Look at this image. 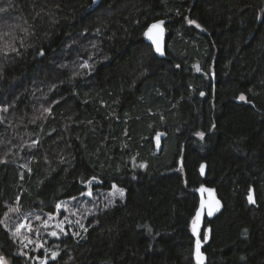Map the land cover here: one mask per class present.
Masks as SVG:
<instances>
[{
	"label": "trees",
	"instance_id": "1",
	"mask_svg": "<svg viewBox=\"0 0 264 264\" xmlns=\"http://www.w3.org/2000/svg\"><path fill=\"white\" fill-rule=\"evenodd\" d=\"M91 4L0 0V221L6 199L54 214L98 181L124 199L59 238L47 264H195L207 184L224 203L206 221L207 264H264V0ZM159 19L163 57L144 37ZM14 239L0 223V254L32 264Z\"/></svg>",
	"mask_w": 264,
	"mask_h": 264
},
{
	"label": "rangeland",
	"instance_id": "2",
	"mask_svg": "<svg viewBox=\"0 0 264 264\" xmlns=\"http://www.w3.org/2000/svg\"><path fill=\"white\" fill-rule=\"evenodd\" d=\"M92 184H98V181H92L88 190L79 197L61 201L58 205L66 204L67 207L57 208L54 214L26 210L15 204V201L8 199L4 201L5 210L2 212V221L5 220V214H8L6 223L11 235L20 224L33 226V232H29L25 228L21 230L18 236L12 235L21 248L20 252L22 254L27 253L26 256L31 257L32 264H41L45 258H47L48 263L52 253L58 252L59 238L68 234L78 235L82 233L86 229V220L89 216L100 209L115 204L118 200L124 199L125 190L116 185H113L110 190L97 189L95 191ZM121 191H123V196L120 195ZM89 192L92 194L88 195ZM10 207H19L20 211L17 213L9 212ZM36 217H40V219L37 220ZM45 221H47L46 227ZM61 224L63 227H58ZM53 231L58 234L56 236L51 235ZM40 252L43 256H39ZM7 260L11 264L8 258Z\"/></svg>",
	"mask_w": 264,
	"mask_h": 264
},
{
	"label": "water",
	"instance_id": "3",
	"mask_svg": "<svg viewBox=\"0 0 264 264\" xmlns=\"http://www.w3.org/2000/svg\"><path fill=\"white\" fill-rule=\"evenodd\" d=\"M102 0H98L97 3H93L92 0V4L89 6L88 11L96 8ZM159 21H163V34L161 37V47L163 49V54H161L160 52L156 51V44L153 42L152 39H150L147 35H145V33L147 32L148 28L153 24V23H157ZM167 21L165 19H159L156 21L151 22L148 27L146 28L145 32H144V37H145V41L150 44L154 50V52L156 53L157 56L159 57H163L165 55V50H166V44H167V36H168V31H167V26H166ZM167 138V133L165 131H158L155 136L153 137V143H154V153L155 155H159L162 150H163V141ZM203 166V172H201V167ZM207 170H208V165L206 162H202L200 167H199V173L201 175V177L203 179L206 178L207 176ZM205 189V191H201V189ZM196 194L199 197V204L198 207L195 211L194 217L191 220V228L193 226V220L196 218L197 212H200V220L198 222V232H199V239L201 241V253L204 256V261L203 264H207V256L203 251V246L205 241L209 240V235H210V226L205 228L206 225V221H211L213 220L216 216H218L223 208H224V203L222 201V199L219 197L218 192L216 190L215 187L207 185V184H202L200 186H198L195 189ZM218 200L220 202V207H219V211H213L212 215H208V211H209V205L211 204L213 206V208L215 207L214 201ZM203 203V208L201 207ZM205 230V240L203 241L200 238V234L201 232ZM193 232V231H192ZM194 234V233H193ZM195 236V242L197 239V236L194 234ZM207 237V238H206ZM193 260L195 264H199V261L196 258V254H195V246H194V252H193Z\"/></svg>",
	"mask_w": 264,
	"mask_h": 264
},
{
	"label": "snow or ice",
	"instance_id": "4",
	"mask_svg": "<svg viewBox=\"0 0 264 264\" xmlns=\"http://www.w3.org/2000/svg\"><path fill=\"white\" fill-rule=\"evenodd\" d=\"M98 0H93V3H97ZM7 11V8H0V12H6ZM37 15H39V13H37ZM190 24H195L196 22L195 21H192V20H189L188 21ZM163 21H159L157 23H153L147 30V32L145 33V35H147L150 39L153 40V42L156 44V51L157 52H160L161 54H163V49L161 47V37H162V34H163V28H162V25H163ZM197 27H200L199 24H196ZM25 31H27L25 29ZM97 32H99V29H97ZM21 44H23V41L21 40L20 41ZM8 50L10 51H15V52H19V49L15 48L14 46L12 45H8ZM41 55H43V51L41 50L40 52ZM82 67H85V68H89L90 65L88 63H84L82 65ZM203 94V93H202ZM240 100L244 101L247 99V97H245L244 95H241L239 97ZM7 109H3V111H6ZM48 112H51V109H47ZM198 135H200L202 138L204 136V133H198ZM4 161L3 160H0V163H3ZM203 166L201 167V172H203ZM89 184H91V181H89ZM201 191H205V189H201ZM92 193L89 192L88 195H91ZM120 195L123 196V191L120 192ZM73 199H75V197H73ZM249 202L251 203H255V200L254 198L250 195L249 196ZM214 204H215V207L213 208V206L210 204L209 205V211H208V215H212L213 214V211H219V207H220V202L218 200L214 201ZM61 207H67L66 204H60V205H57V208H61ZM201 207L203 208V203L201 205ZM20 211V208L19 207H10L9 208V212H13V213H17ZM51 218V217H50ZM37 220L40 219V217H36ZM8 220V214H5V220L4 221H0V223H3L4 224V227L5 228H8V224L6 223V221ZM200 220V212H197V215H196V218L193 220V226H192V231L193 233L197 236V239H196V242H195V254H196V258L197 260L199 261V264H203V261H204V256L203 254L201 253V241L199 239V232H198V222ZM45 224V227L47 226V221L44 222ZM58 227H63V225H58ZM83 227V226H82ZM27 228V230L29 232H33L34 229H33V226L31 224H20L16 227L15 231L12 233L13 236H18L21 232L22 229H25ZM58 233L53 231L51 233V235L53 236H56ZM207 238V237H206ZM31 242V241H29ZM42 246V245H41ZM26 247V245H25ZM24 255H27V253H24ZM57 253H52V258L55 259ZM0 264H9L8 260L6 257H4L3 255H0ZM41 264H47V258H45V260L41 261Z\"/></svg>",
	"mask_w": 264,
	"mask_h": 264
},
{
	"label": "bare ground",
	"instance_id": "5",
	"mask_svg": "<svg viewBox=\"0 0 264 264\" xmlns=\"http://www.w3.org/2000/svg\"><path fill=\"white\" fill-rule=\"evenodd\" d=\"M169 36V35H168ZM205 236V235H204ZM206 244V243H205ZM194 247V246H193ZM204 247V246H203ZM209 259V258H208Z\"/></svg>",
	"mask_w": 264,
	"mask_h": 264
}]
</instances>
